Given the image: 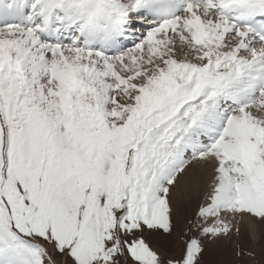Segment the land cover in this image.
<instances>
[{
    "label": "snow or ice",
    "instance_id": "snow-or-ice-1",
    "mask_svg": "<svg viewBox=\"0 0 264 264\" xmlns=\"http://www.w3.org/2000/svg\"><path fill=\"white\" fill-rule=\"evenodd\" d=\"M0 264H264V0H0Z\"/></svg>",
    "mask_w": 264,
    "mask_h": 264
},
{
    "label": "rangeland",
    "instance_id": "rangeland-1",
    "mask_svg": "<svg viewBox=\"0 0 264 264\" xmlns=\"http://www.w3.org/2000/svg\"><path fill=\"white\" fill-rule=\"evenodd\" d=\"M247 228L246 224L242 223L241 224V230L245 231ZM229 247V245H227L226 243H221L219 246V254L217 255V259L218 260H225L227 257L226 255H224L225 250Z\"/></svg>",
    "mask_w": 264,
    "mask_h": 264
}]
</instances>
